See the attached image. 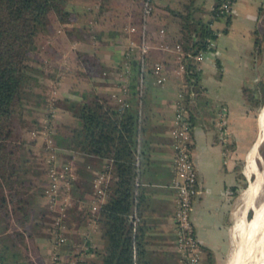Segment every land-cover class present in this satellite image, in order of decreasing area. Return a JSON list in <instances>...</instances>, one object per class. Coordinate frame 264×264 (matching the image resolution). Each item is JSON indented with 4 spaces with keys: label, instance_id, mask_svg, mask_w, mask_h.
<instances>
[{
    "label": "trees",
    "instance_id": "16d2710c",
    "mask_svg": "<svg viewBox=\"0 0 264 264\" xmlns=\"http://www.w3.org/2000/svg\"><path fill=\"white\" fill-rule=\"evenodd\" d=\"M172 1L177 6L163 3L162 0H152L153 11L146 17L142 15L141 0H91L92 3L84 8V13L95 15L89 20L91 24L87 23V29L91 30L95 22H98V15L109 9L117 7V11L127 14L130 11L132 13L133 9L137 17L123 26L125 35L136 43H154L159 39L171 44L179 43L184 51L190 53L191 56L186 58V72L176 76L184 92V102L192 126L189 107L201 89L199 70L195 69L192 56L200 51L211 53L215 50L218 31L213 23L223 18V31H226L231 12L222 9L225 0H214L203 15L196 14L199 10L197 0ZM73 5V0H0V264H34L20 248L23 244L26 248L28 245H25V241L34 237L27 228L29 222L36 229L45 227L47 232L43 233V239L49 244L53 241L54 230L63 232L65 242L59 245L58 253L64 262L73 254L79 256L84 250H92L87 234L80 235L78 227L73 226V221L80 223L84 219L95 221L104 242L101 258L93 264H152L145 247L146 228L140 220L142 205L147 196L142 182L150 151L149 143L142 135V108L147 76L149 73L156 76L149 52L142 53L135 46L123 53L121 64L116 70V92L123 97L126 102L124 105H110L106 99L93 93L86 94L79 102L65 99L61 106L77 118V125L67 126L59 134L51 124L52 115L49 110L47 128L50 142L38 153V157L31 142L17 140L13 135L15 119L21 120L23 116L22 107L27 103L24 100L30 96L40 97L34 92L37 75L42 72L40 65L33 62V54L38 48L37 39L47 33L52 16L57 17L61 23L73 20ZM159 7L166 12H158L161 21L151 27L150 23ZM132 26L133 30L130 29ZM171 62L175 69L174 60ZM262 83L257 81L258 88ZM260 89L257 96L246 97L250 109L264 102V88ZM61 148L106 160L99 171L107 177L102 186L104 200L97 209H92L91 201L77 209L83 197L79 190L91 193L95 187L88 170L77 169L76 174L81 177V181L74 179L73 165L66 172L65 179L69 188L62 192L63 204L60 206L65 211H51L60 189L54 193L55 201L45 202L46 189L50 185L46 157L52 152L55 165L61 167L65 163L57 160ZM42 174L48 179L45 187L34 179H39ZM93 198L94 194L91 200ZM57 217L59 221L53 226ZM11 221L19 227L12 228ZM78 237L83 247L81 250L75 246ZM51 251L49 248V254Z\"/></svg>",
    "mask_w": 264,
    "mask_h": 264
},
{
    "label": "crops",
    "instance_id": "0c3cea01",
    "mask_svg": "<svg viewBox=\"0 0 264 264\" xmlns=\"http://www.w3.org/2000/svg\"><path fill=\"white\" fill-rule=\"evenodd\" d=\"M262 2L264 3V0L235 2L226 31H223L224 21L218 20L213 23V27L218 31L217 37L220 34L225 37L230 33L240 36L254 32ZM73 3V20L61 23L57 17L52 16L47 33L40 37L39 46L42 53L41 61L38 60L37 63L42 72L37 75L34 88V92L40 97L30 96V101L24 105L25 111L22 116L23 119L29 117L27 119L32 120L34 126L28 129L14 127L18 138L31 142L35 155L43 151L47 141L45 137H49L47 128L49 108L52 115L51 124L60 134L62 129L76 126L78 122L76 117L61 106L65 99L79 102L86 94L93 93L106 99L110 105H116L110 94L118 91L116 70L121 64L127 44L125 32L120 30L128 21L136 19L137 14L133 9L132 13L130 11L128 14L117 11V7L109 9L98 15V22H95V26L90 30L87 29V22L95 15L85 14L84 8L92 3L91 0H73ZM158 12L166 11L159 7L150 23L151 27L161 21ZM251 18H254L255 22L251 21ZM236 21L246 23L247 31L235 33L230 30ZM149 54L152 62L167 57L168 65L166 80L163 83H156V76L153 73H149L146 79L142 135L149 143L150 151L147 171L143 175L142 184L146 187L147 196L142 205L140 220L146 228L145 247L152 264H180V256L176 249L177 231L173 222L176 192L172 186L174 152L170 136L174 100L180 85L171 62L173 57L159 49L152 50ZM219 58V54L216 57L208 55L198 63L201 89L189 107L192 117L191 152L200 187V193L193 202L191 218L201 247L202 264H224L227 259L230 247L231 206L242 174L238 161L245 158L242 156L249 147L251 137L250 107L234 97L229 98L214 91L212 95L209 93L207 75L212 73L214 68L212 64ZM226 58L232 59L228 55ZM256 67V63L253 64V72H256ZM248 73L250 74V71ZM257 75L258 72L255 75L256 79ZM51 91L54 98L49 105L45 100ZM220 103L227 106L223 129L218 128L215 116ZM58 154V162L71 160L73 177L77 181H81V177L76 174L77 169L88 170L89 175L94 178L106 161L91 154L86 155L65 148L59 149ZM47 183V176L42 174L39 185L45 187ZM79 192L83 197L77 204L78 210L87 205L94 194L84 192L82 189ZM62 195V192L59 193L53 204L51 208L53 213L65 211L60 206L63 204ZM73 226L78 227L80 235L86 233L92 243V250L79 253L83 264L98 262L104 249V242L95 221L91 219H84L80 223L73 221ZM78 241H81L80 237L76 239V242ZM46 243L48 252L50 244L48 241ZM75 246L80 250L83 248L81 242Z\"/></svg>",
    "mask_w": 264,
    "mask_h": 264
},
{
    "label": "rangeland",
    "instance_id": "374dc122",
    "mask_svg": "<svg viewBox=\"0 0 264 264\" xmlns=\"http://www.w3.org/2000/svg\"><path fill=\"white\" fill-rule=\"evenodd\" d=\"M198 1V0H197ZM196 5L199 6V10L196 11V14L203 15L204 12L207 11V9L211 6L210 4L213 2V0H202L201 2H197ZM236 0L235 2H237ZM163 3H171V5H175L173 1L171 0H162ZM199 3V4H198ZM235 5V3H234ZM233 5V7H234ZM261 11L259 12V18L257 19V22H255L254 18H251V21L255 22V28L253 29L254 32H251L250 34H242L240 36L234 35L232 33L228 34V36H222L221 34L215 39L216 43V49L213 52H207L204 54L202 59L205 57L213 56L216 57L218 54L220 55L219 60L212 64L214 66L212 73H208L207 77V85L209 93L212 95L213 92H216L218 94L229 96V98L234 97L241 102L244 101V103L249 105V102H246L247 96H257L258 90L261 87V89L264 88V3L262 2ZM177 6V5H175ZM232 7V9H233ZM232 12V10H231ZM207 14V13H206ZM207 16V15H205ZM244 19V18H243ZM246 21L248 19L245 17ZM244 19V20H245ZM254 19V20H253ZM250 20V19H249ZM220 21H224V19H220ZM218 22V20H217ZM91 24V22H87ZM230 30H233L235 33L242 31L246 32L248 29L246 23L241 22H234L232 24ZM120 31L125 32V28L122 27ZM119 32V31H118ZM233 32V33H234ZM122 33V32H121ZM126 39L129 37L125 35ZM251 44V45H250ZM40 45V36L37 39V52L33 54V62L34 64L36 62L41 61L40 55L42 53ZM158 48L154 47L149 50L151 52L152 50H156ZM219 49V50H218ZM125 53V50H124ZM231 57L232 59L227 60L226 56ZM69 58V57H68ZM201 59V60H202ZM155 60L154 62L160 61ZM257 65L256 72H253V64ZM225 67V68H224ZM263 67V68H262ZM262 68V69H261ZM251 69V70H250ZM261 69V70H260ZM199 70V67H198ZM250 71V74L248 73ZM252 72V73H251ZM258 72L257 79L255 78L256 73ZM257 81H262V85L258 88ZM258 88V89H257ZM55 88H52L54 90ZM260 89V90H261ZM53 91L48 93V97L46 98L45 102L46 104L53 100ZM25 102L30 101V97L24 100ZM41 101V98H40ZM44 103V100H42ZM56 102V101H54ZM225 106L226 104L223 103ZM220 103L218 105H223ZM227 107V106H226ZM264 107V102L256 107H252L250 109L251 114V137L249 139V147L247 151L244 153L242 157H245L244 159H239L238 161V167L241 170V179L238 185V190L236 191L234 197H233V203L231 206V223H230V247L227 255V259L224 264H230L235 259V253L236 248L238 246V243L241 241L240 237L238 236L237 230H236V224L241 217L243 211L245 210V205L249 200V195L247 193V185H249V180H251L254 184H258L259 178L262 179L258 186V193L254 199L255 203H258L259 201L263 200L264 198V136L261 142L259 143L256 151V169L251 172L249 170L248 166V155L251 150V147H253V144L259 134L260 131V121L259 117L261 114V111ZM22 110L25 111V106L22 107ZM50 110V108H49ZM216 120H218V109L216 111ZM29 118V117H27ZM23 119L21 121L20 119H15V127H26L31 128L34 126V123L30 119ZM254 129V130H253ZM14 138L17 140H20L15 134V131H13ZM222 137V135H220ZM45 137V136H43ZM225 137V136H224ZM46 138V147L47 143L50 142L49 137ZM227 138V137H225ZM38 157V154L36 155ZM43 158V157H42ZM73 164V163H72ZM60 167H58L59 169ZM260 174V175H259ZM259 176V177H258ZM35 182L39 183L38 178H34ZM263 184V185H262ZM63 192V188H60L58 193ZM258 199V200H257ZM246 200V201H245ZM44 201V200H43ZM245 201V202H244ZM257 201V202H256ZM253 214V209L248 208L246 210L245 216L246 218H251ZM11 227L17 228L19 227L18 224H16L14 221H11ZM27 228L31 230L30 232L33 234V239L29 238V240L25 241L26 248H24V244L20 245V248L22 252L27 255L30 259H32L34 264H51L50 262V256L49 252H47V243L46 240L43 239V233H46L45 227H37L34 228L33 225H31V222L27 224ZM236 237H233L235 236ZM237 241V242H236ZM75 242V240H74ZM236 243V244H235ZM51 245V244H50ZM51 247V246H50ZM51 249V248H50ZM75 255V254H73ZM72 255V256H73ZM71 256V257H72ZM81 264H83L82 260L80 261ZM181 262V260H180Z\"/></svg>",
    "mask_w": 264,
    "mask_h": 264
},
{
    "label": "built area",
    "instance_id": "2783aa9c",
    "mask_svg": "<svg viewBox=\"0 0 264 264\" xmlns=\"http://www.w3.org/2000/svg\"><path fill=\"white\" fill-rule=\"evenodd\" d=\"M236 0H225L222 4V9L226 12H231ZM142 15L144 17L151 15L153 11L152 0H141ZM131 30L134 29L132 26ZM162 31V30H161ZM137 46L142 53L149 52L150 49L156 47L163 51L166 55H171L176 64L174 69L175 75L182 76L186 68V58L191 56L190 53L183 50L179 43L171 44L163 39L156 42L142 41L136 43L131 38L127 39L125 51L128 48ZM207 52H198L192 56L193 65L198 69V63L201 61L204 54ZM168 62L167 57H163L160 61L154 62L153 72L156 74V82L163 83L166 80L165 66ZM127 66V63H125ZM184 92L179 89L174 100V116L170 127L171 143L173 147V169L174 178L172 186L176 192L175 210L173 214V222L177 231L176 249L180 256V264H202L201 263V248L200 243L196 237L194 225L191 218L194 199L200 193L198 185L197 171L192 159L191 144H192V126L189 120L188 111L184 102ZM112 99L116 104L124 105L126 102L123 97L117 94L116 91L111 93ZM227 116V107L223 104L218 108V120L216 124L219 129L224 128V123ZM51 152V151H50ZM54 154L51 152L46 160L49 164V179L50 185L46 189L45 202L55 201V194L60 188L67 190L69 188L66 178V172L71 168L72 162H65L58 169L57 164L54 163ZM107 177L103 172H98L93 178L94 182V198L91 200V207L93 210L98 208V205L104 200L103 184ZM69 194H67L68 196ZM59 218L52 223L56 226ZM53 241L51 243V264H81L80 255H73L67 262L60 260L59 245L65 242L63 232L54 230L52 232Z\"/></svg>",
    "mask_w": 264,
    "mask_h": 264
},
{
    "label": "bare ground",
    "instance_id": "6f19581e",
    "mask_svg": "<svg viewBox=\"0 0 264 264\" xmlns=\"http://www.w3.org/2000/svg\"><path fill=\"white\" fill-rule=\"evenodd\" d=\"M259 121L260 131L248 155V166L251 172L256 169V151L259 142L264 136V107L261 111ZM260 181H262L261 178H259L258 184ZM257 185L251 180H249V185H247L246 190L249 195V200L236 224V230L241 241L236 248L235 259L230 264H264V198L258 203L254 202L259 190ZM248 208L253 209V214L249 219L245 216ZM233 237H236V235Z\"/></svg>",
    "mask_w": 264,
    "mask_h": 264
},
{
    "label": "water",
    "instance_id": "95a60500",
    "mask_svg": "<svg viewBox=\"0 0 264 264\" xmlns=\"http://www.w3.org/2000/svg\"><path fill=\"white\" fill-rule=\"evenodd\" d=\"M260 142H261V141H260ZM260 142H259V143H260ZM258 145H259V144H258Z\"/></svg>",
    "mask_w": 264,
    "mask_h": 264
}]
</instances>
